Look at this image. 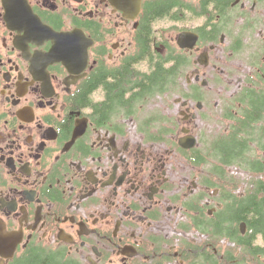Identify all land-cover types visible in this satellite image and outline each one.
I'll return each instance as SVG.
<instances>
[{"label":"flooded vegetation","instance_id":"obj_1","mask_svg":"<svg viewBox=\"0 0 264 264\" xmlns=\"http://www.w3.org/2000/svg\"><path fill=\"white\" fill-rule=\"evenodd\" d=\"M215 119L264 200V0H0V264H264Z\"/></svg>","mask_w":264,"mask_h":264},{"label":"rangeland","instance_id":"obj_2","mask_svg":"<svg viewBox=\"0 0 264 264\" xmlns=\"http://www.w3.org/2000/svg\"><path fill=\"white\" fill-rule=\"evenodd\" d=\"M202 77H204L206 80H210V84L208 85L209 87L208 88H205V89H203V91H204V93L206 94V99H205V103L209 106V108L210 109H213V110H215V112H219V109L221 108V107H224V105H223V102H222V98H223V94H224V91L223 90H218L217 89V86H219L220 85V82H222V86L224 87V88H227V85H226V81H225V79H227L226 77H225V75L223 74V73H214V72H211V71H206V72H203V73H201L200 74ZM238 75L239 74H235V76H233L232 77V80H234V79H236V76L238 77ZM212 81H216V85L214 86V88H210L211 87V82ZM234 84H236V83H234ZM234 87H235V85H234ZM231 87H228L227 89H230ZM236 88V87H235ZM236 91H237V88H236ZM215 103H217L218 105H217V107L216 108H214L213 106H214V104ZM199 124V126L200 127H203L204 129H212L213 131H212V133H211V135H210V137H207L206 139H207V141L205 142V144L203 145V144H199L198 146H197V148H200V150L202 151V152H204V151H207V148L211 145H209V144H207V143H209L210 141H211V139L213 138L212 136H215V135H217V134H220V132L221 131H218V132H216V133H214L215 132V128L216 129H222L223 127H224V124L222 123V122H220L219 120H216L215 119V121L213 122V124H211L209 127H207L205 124L203 125L201 122H199L198 123ZM214 125H216V126H218V127H214ZM214 133V134H213ZM205 139V140H206ZM208 153V152H207ZM187 157H188V154H187ZM210 157H213L212 155H210ZM215 158V157H214ZM203 163V165H202V167H200L199 169H200V172H198V175H203V171L204 172H207L208 171V168L212 165V163H210V161H209V159L208 158H205L204 159V161L202 162ZM222 167H224V165L222 166ZM235 169L236 170H238V172H236V174H233L234 176H236V177H238L239 179H237V178H231V177H228V175H226V178L227 179H232V180H234V181H236L237 183H233V185L232 186H239V187H236V189L235 190H233V189H231V191H232V193L233 192H238V190L239 189H245L246 190V192H247V190L248 189H250L251 187L249 186V184H250V181L253 179V178H251V177H249L248 175H247V173L245 174V173H243L242 172V170H239V168L238 167H233L232 168V170L233 171H235ZM231 170V168L229 167L228 169H227V172H229ZM191 173L193 174V172H192V170H189V169H186L185 171H181V172H179L178 173V175L180 176V175H183V176H191ZM204 176V175H203ZM232 186H230V188L232 187ZM228 189V188H227ZM216 200V199H215ZM172 214L174 215L175 214V212H172ZM168 215V214H167ZM176 219L177 220H179L180 221V219L181 220H183L184 221V219H183V217L181 216V214H176ZM166 221H167V223H169L170 225H173V220H171V221H169L168 220V218L166 219ZM200 238H201V236H200ZM221 245H223V243H221ZM223 248H226V247H223Z\"/></svg>","mask_w":264,"mask_h":264},{"label":"trees","instance_id":"obj_3","mask_svg":"<svg viewBox=\"0 0 264 264\" xmlns=\"http://www.w3.org/2000/svg\"><path fill=\"white\" fill-rule=\"evenodd\" d=\"M210 144L211 145L207 148L206 153L199 150L191 154L192 156H189L190 162L193 164H200L204 161L205 158H209L210 162H212V165L208 168L206 174L208 175L209 172L214 171V176L216 178V184L214 185L217 188H220L222 191H228L226 187L224 188V186L225 185L231 186L232 183H237V182L232 179L230 180L227 179L226 174L224 172V167H222L225 161L223 136L214 139ZM210 155H212L213 157H210ZM246 167H248V169H254V170L262 169L260 165L257 163L247 164ZM262 185H263L262 181L251 180L249 184L251 188L247 190L248 196L245 199V203H246L245 208L248 217L252 218L251 223L255 222L256 215L262 211L261 209H262V205L264 204V200L258 197L257 195L258 193L257 189L262 187Z\"/></svg>","mask_w":264,"mask_h":264},{"label":"water","instance_id":"obj_4","mask_svg":"<svg viewBox=\"0 0 264 264\" xmlns=\"http://www.w3.org/2000/svg\"><path fill=\"white\" fill-rule=\"evenodd\" d=\"M75 53H77V52H75ZM188 141H189V144L187 146H183V147L191 148V147L195 146V143H196L195 139L189 138ZM181 145H182V143H181Z\"/></svg>","mask_w":264,"mask_h":264}]
</instances>
